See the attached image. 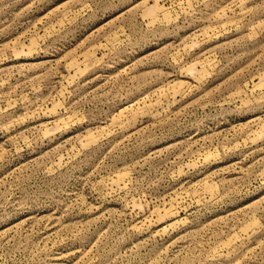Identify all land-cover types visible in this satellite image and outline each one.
Returning a JSON list of instances; mask_svg holds the SVG:
<instances>
[{
    "label": "rangeland",
    "instance_id": "374dc122",
    "mask_svg": "<svg viewBox=\"0 0 264 264\" xmlns=\"http://www.w3.org/2000/svg\"><path fill=\"white\" fill-rule=\"evenodd\" d=\"M0 264H264V0H0Z\"/></svg>",
    "mask_w": 264,
    "mask_h": 264
}]
</instances>
